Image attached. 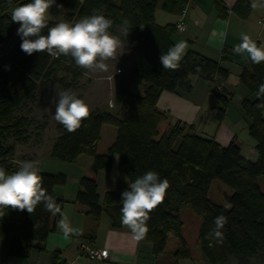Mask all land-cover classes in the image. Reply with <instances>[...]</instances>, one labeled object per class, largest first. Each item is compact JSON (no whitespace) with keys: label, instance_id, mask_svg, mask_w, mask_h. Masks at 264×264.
<instances>
[{"label":"trees","instance_id":"obj_1","mask_svg":"<svg viewBox=\"0 0 264 264\" xmlns=\"http://www.w3.org/2000/svg\"><path fill=\"white\" fill-rule=\"evenodd\" d=\"M190 0H164L161 9L179 14ZM160 0H55L62 5L64 13L60 21H48L52 27L61 21L75 24L94 12L113 21L110 32L119 36L130 47L124 60L133 59L127 79L138 78L144 83L142 94H134L128 84L117 89V97L125 98L122 109L96 108L75 132H68L62 125L53 140L49 157L51 160L72 163L78 156L92 157L91 173L109 171L114 155L119 156V167L125 180H118L114 192H106L102 205L92 177H81L76 201L88 209V214L98 219L103 212L110 215L114 226L121 222V194L137 178L148 171L167 179L169 189L164 201L149 213L146 237L151 243L153 255L162 254L169 238L177 240L173 259L190 260L194 264H227L230 257L236 264H252V259L264 257V108L257 105L264 99L257 98L258 87L264 83V62L254 64L248 57L238 80L251 94L253 100L244 99L242 111L248 120V134L255 142L257 159H245L235 142L220 146L214 139L198 135L191 126L176 122L158 138V126L166 115L156 108V101L164 91L190 92L192 78L204 79L211 85L217 105L215 117L221 122L230 104L225 89L214 84V79L226 80L230 71L222 66L228 53L222 51L216 61L188 50L177 70L163 69L161 54H167L174 45L171 37L176 25L164 27L154 21V13ZM28 3L23 0H0V45L5 44L16 31L15 22L7 13L10 4L17 7ZM219 13L226 17L228 10L216 3ZM252 9L247 0H238L232 12L245 19ZM125 21L128 23L125 25ZM48 29H44V35ZM125 31L128 32L124 37ZM20 36H16L6 56L0 57V167L7 174L17 171L10 161L14 144H27V129L34 123L31 117L39 102V88L55 79L59 70L80 76L78 66L71 55L51 56L47 52L31 56L20 49ZM199 69V71H197ZM85 70L82 68V71ZM118 99H116L117 104ZM44 117L43 122L47 123ZM102 125L116 129V137L107 152L98 154ZM42 124L40 129L45 130ZM12 143L9 144V141ZM43 187L51 195L61 212L48 211L39 204L35 211L0 208V242L4 256L25 257L32 243L42 242L55 230L61 218L64 201L56 196L54 189L63 186L66 178L62 174L39 173ZM217 180L233 192L226 197L228 209L215 205L208 198L212 181ZM186 213L198 219L191 244L184 237L188 223ZM220 215L227 223L220 231L222 242L213 233L214 220ZM174 263V264H175Z\"/></svg>","mask_w":264,"mask_h":264},{"label":"crops","instance_id":"obj_2","mask_svg":"<svg viewBox=\"0 0 264 264\" xmlns=\"http://www.w3.org/2000/svg\"><path fill=\"white\" fill-rule=\"evenodd\" d=\"M237 1L238 0H190L184 6L185 14H174L163 11L161 5L164 0H160L154 13V21L157 25L161 27L168 24L177 25L180 21H183L185 24V31L183 33H175L172 35L171 39L174 45L180 41H185L187 43L186 52L188 50H193L216 61L220 60L222 51H226L228 53V58L222 63V66L230 71V75L226 80L214 79V84L219 85V88L225 89L226 93L230 96V104L226 108L225 117L221 122L217 121L215 117L217 101L215 95L211 92V85L206 80L192 78V89L190 92L181 90L175 92H162L156 101V108L166 115V118L163 120L167 122L165 132L174 123L181 122L187 126H191L198 135L214 139L220 146L225 147L230 142H235L236 140V136L233 132L236 120H233L234 115H231V112H235L236 117H241L246 128H248V120L242 111L241 103L244 99L253 100L255 95L251 94L239 83L238 76L249 55L247 52L236 54L233 49L241 43L242 34L250 36L258 47H264V0H247L251 4L252 9L245 19L240 18L237 14L232 12V8ZM217 2L221 3L228 10V14L225 18L220 15L216 5ZM1 48L2 45H0V56L2 51ZM118 50L117 51L120 52L121 55H125L130 51V47L125 44L124 48L121 47V49ZM133 62V59L125 62L127 65V81H125L129 86V90L131 89L130 82L132 78L127 79V75ZM143 87L144 83L142 89ZM206 116H208L209 119ZM57 125L60 126L59 128L62 126V124ZM103 131L102 125L100 140L96 147V152L98 154L106 153L110 147H100ZM116 132L115 129L112 134L110 133V138L112 139L111 144L115 140ZM254 146L253 154L248 158L249 161H255L257 159ZM239 148L240 153H242L241 147ZM92 160L90 156L81 155L72 163H63L59 161L49 163V159L46 158L36 165L39 173L62 174L65 176V184L55 187L54 193L65 202L62 214L68 217L70 227L77 229L78 233L65 236L57 225L55 230L49 233L44 241L32 243V247L28 254L25 257L19 258H6L0 242L1 263H165V261H163V253L169 246V239L167 240L164 252L155 256L152 252L151 243L144 240L136 241L130 229L123 225L122 222H120L119 226H114L110 215L106 212H103L98 219H94L88 214V209L76 201L81 177H92L95 179L101 205L104 194L106 192H114L117 181L125 180L120 171L118 155L113 156L109 171H99L96 175H92L91 173ZM21 164L22 163H18V166H21ZM18 166H16L17 170L20 168ZM189 217V214L186 213L187 221L192 224L194 223V225L196 224L197 228V222L189 220ZM83 242L87 243L92 249L107 251L110 255V259L90 260L85 255H81L79 247ZM170 247L174 253L177 247V240L176 243H172ZM174 263L175 261H168L166 264ZM181 263L179 262V264Z\"/></svg>","mask_w":264,"mask_h":264},{"label":"clouds","instance_id":"obj_3","mask_svg":"<svg viewBox=\"0 0 264 264\" xmlns=\"http://www.w3.org/2000/svg\"><path fill=\"white\" fill-rule=\"evenodd\" d=\"M55 5V0H31L13 10L11 19L20 26L17 35L21 38L20 49L27 55L47 52L51 56L71 55L75 64L84 69L107 71L106 61L117 59V50L125 47L119 36L113 35L110 29L113 21L95 12L72 24L61 21L49 27V9ZM62 9V5H55ZM125 25L128 23L124 22ZM48 29L44 35L43 30ZM128 32L125 31L126 38ZM187 43L180 41L169 48L167 54H161L160 63L163 69L177 70L180 61L186 54ZM236 54L247 52L254 64L264 62V47H258L256 42L246 34L241 35V43L233 49ZM199 71V69H197ZM54 118L62 124L68 132H75L83 119L90 114L89 106L71 89L57 93ZM257 98L264 99V83L258 87ZM264 108V102L257 105ZM44 177L39 174L34 161L22 162L19 170L7 174L0 167V208L35 211L43 203L45 208L54 213H60V205L47 194L43 187ZM170 185L168 180L161 179L154 171L146 172L137 178L121 194V222L127 226L136 241L144 239L149 231L147 221L149 213L164 201ZM227 223V217L220 215L215 218L214 235L218 242H222L223 233L220 231ZM58 227L65 236L78 233L70 227L66 215L61 214Z\"/></svg>","mask_w":264,"mask_h":264},{"label":"rangeland","instance_id":"obj_4","mask_svg":"<svg viewBox=\"0 0 264 264\" xmlns=\"http://www.w3.org/2000/svg\"><path fill=\"white\" fill-rule=\"evenodd\" d=\"M55 5H58L55 3ZM53 5L49 9V20L51 21H60L64 13V9H58ZM16 8V5H9L7 12L12 15L13 10ZM159 11V10H158ZM16 28H19V24L15 23ZM119 51V50H118ZM117 51V59H112L106 61L108 65L107 71L85 69L82 71L81 67H78L80 71V76L75 80L73 79V74L66 72L65 70H59L55 74V79L49 84L46 83L39 88V102L34 108L33 113L31 114L34 119V123L31 124L27 129L28 142L27 144H14V152L11 163L15 166H18V163L24 161H34L36 165L49 157V150L53 140L58 136L60 132V125L54 118L56 101L58 100L57 93L62 90L71 89L77 94V97L82 99L90 109V112L96 108L111 109L112 106L122 108L125 105V98L117 97V89L124 85L126 80L127 65L126 60H124V55H121ZM143 81L138 78H132L130 82L131 92L134 94L142 93ZM116 99H118L116 104ZM235 112H231V115H234L233 120H236L235 128L233 132L236 136V145L241 147L242 156L248 160L253 154L254 140L249 136L248 130L244 121L240 117H236ZM264 118V111H263ZM44 117L48 118L47 123L43 122ZM208 118V116H206ZM209 119V118H208ZM210 121V120H209ZM212 121V119H211ZM44 124L45 130H41V125ZM167 128V122L163 121L158 126V138L165 132ZM103 134L101 136L100 147L108 148L111 144L110 133L112 134L115 131V128L110 125H103ZM12 143V140L9 141V144ZM49 159V163H53L54 160ZM20 167V166H18ZM264 191V186L262 187ZM232 190L220 183L217 180L212 181L209 191L208 198L215 205L221 206L228 209L230 207L229 203L226 200V197H229L232 194ZM190 219L192 221L198 222V219L190 214ZM196 224L188 222L184 230V237L188 238L189 243L193 242V237L195 235ZM169 246L163 253V261L166 264L168 261L173 260V251L170 246L172 243H176L174 238H169ZM183 262L181 264H194L192 261L180 260L177 262ZM202 264L206 262L202 259ZM252 264H264V257L258 259H252ZM227 264H236L234 258L230 257Z\"/></svg>","mask_w":264,"mask_h":264},{"label":"built area","instance_id":"obj_5","mask_svg":"<svg viewBox=\"0 0 264 264\" xmlns=\"http://www.w3.org/2000/svg\"><path fill=\"white\" fill-rule=\"evenodd\" d=\"M23 1L24 2H31V0H23ZM181 14H185L184 8L181 10ZM15 30L16 31L14 32L13 36L8 41H6L5 44H2V48H1L2 51H1L0 57L6 56L8 54V52L10 51V49L12 48L13 40L17 36V28ZM184 31H185V24L183 21H180L176 25V33L181 34ZM79 251H80L81 255H85L90 260H94V259L108 260V259H110V255L107 251L92 249L85 242H83L80 245ZM0 264H3V263L0 262ZM59 264H64V263H59Z\"/></svg>","mask_w":264,"mask_h":264}]
</instances>
